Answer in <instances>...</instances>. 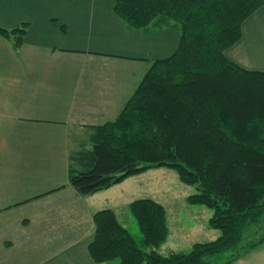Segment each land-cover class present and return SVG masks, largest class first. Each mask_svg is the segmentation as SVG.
I'll return each mask as SVG.
<instances>
[{"label":"trees","instance_id":"16d2710c","mask_svg":"<svg viewBox=\"0 0 264 264\" xmlns=\"http://www.w3.org/2000/svg\"><path fill=\"white\" fill-rule=\"evenodd\" d=\"M113 2L130 29L173 26L180 40L171 55L150 64L114 119L92 125L91 146L70 155L69 183L89 195L149 168H173L196 185L187 201L211 209L208 226L220 234L188 252L161 254L167 210L142 197L128 205L142 246L108 207L93 215L89 253L95 263L208 264L211 256L230 252L222 263L230 264L264 240L241 245L245 228L264 213V70L240 66L226 50L264 0ZM25 31L26 24L0 26L16 46Z\"/></svg>","mask_w":264,"mask_h":264},{"label":"crops","instance_id":"0c3cea01","mask_svg":"<svg viewBox=\"0 0 264 264\" xmlns=\"http://www.w3.org/2000/svg\"><path fill=\"white\" fill-rule=\"evenodd\" d=\"M23 24L20 46L0 34V264H107L95 263L88 245L94 213L113 207L114 186L79 193L70 155L91 146L92 125L118 115L150 64L176 50L180 32L130 29L113 0H0V26ZM242 31L226 55L264 70V4ZM230 264H264V240Z\"/></svg>","mask_w":264,"mask_h":264},{"label":"rangeland","instance_id":"374dc122","mask_svg":"<svg viewBox=\"0 0 264 264\" xmlns=\"http://www.w3.org/2000/svg\"><path fill=\"white\" fill-rule=\"evenodd\" d=\"M113 186L109 191V196L113 195L114 198L112 209L116 210L113 209L140 246H142L141 232L128 208L129 202L136 198H154L166 207L171 234L167 238L169 242L165 246L168 249L160 248L161 252L165 254L170 252V248L188 252L197 241L204 242L215 239L217 236L212 231L214 233L220 232L208 226L211 209L187 201L188 195L197 192L196 185L180 180L173 168L167 166L149 168L146 171L131 175ZM117 186L118 188H116ZM195 212H199V214L192 217ZM177 216L181 217V221L176 219ZM195 218L197 219L195 220ZM262 236H264V213L257 221L245 228L241 245ZM229 253L223 252L211 256L208 264H222L229 258Z\"/></svg>","mask_w":264,"mask_h":264}]
</instances>
